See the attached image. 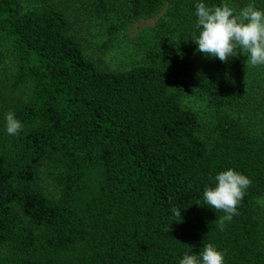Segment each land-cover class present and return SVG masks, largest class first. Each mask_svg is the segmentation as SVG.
<instances>
[{
    "label": "trees",
    "instance_id": "obj_1",
    "mask_svg": "<svg viewBox=\"0 0 264 264\" xmlns=\"http://www.w3.org/2000/svg\"><path fill=\"white\" fill-rule=\"evenodd\" d=\"M165 1L0 0V264H178L207 243L225 264H264V89L210 70L200 88L214 122L183 105L199 0H170L143 60L116 69L87 55L69 14L106 20V48ZM8 111L23 122L12 136ZM228 167L251 183L221 228L202 191Z\"/></svg>",
    "mask_w": 264,
    "mask_h": 264
},
{
    "label": "clouds",
    "instance_id": "obj_2",
    "mask_svg": "<svg viewBox=\"0 0 264 264\" xmlns=\"http://www.w3.org/2000/svg\"><path fill=\"white\" fill-rule=\"evenodd\" d=\"M195 25L198 34L190 36L198 51L210 58L226 61L243 53L246 63L253 66L264 65V8L249 3L234 10L228 3L210 5L205 0L195 4ZM3 130L10 136L23 129V122L13 111L3 117ZM214 183L206 185L202 198L206 205L222 210L220 227L237 213V205L243 199L251 183L249 176L228 167L218 171L213 177ZM199 203V202H197ZM174 216H181V208H173ZM225 251L213 243L204 244L198 251H185L178 264H225Z\"/></svg>",
    "mask_w": 264,
    "mask_h": 264
},
{
    "label": "rangeland",
    "instance_id": "obj_3",
    "mask_svg": "<svg viewBox=\"0 0 264 264\" xmlns=\"http://www.w3.org/2000/svg\"><path fill=\"white\" fill-rule=\"evenodd\" d=\"M38 1L23 0L25 6H31ZM229 1L237 11L250 3L248 0ZM169 4L170 0H166L156 13L133 21L127 29L118 30L106 48L102 47L109 38L106 28L108 22L106 20L93 19L81 14L76 7H73L69 14L72 22H76L78 25L76 36L81 41L87 55L100 66L116 69L125 68L143 60L144 49L140 42L148 39L156 23L165 15ZM255 6L264 8L261 5ZM66 9L69 10V7ZM184 49L186 52V74L182 103L185 107L192 108L199 114L205 128H208L214 122L219 110L200 88L202 74L210 70L224 69L234 76H241L249 84L260 85L264 89L263 72L254 70V67L246 63V59L239 53L223 62L218 58L207 57L198 51H194L196 44L190 36L187 37L184 43ZM262 118L264 119V113H262ZM260 125L262 126L261 121ZM257 204L260 214L264 218V195L257 198Z\"/></svg>",
    "mask_w": 264,
    "mask_h": 264
}]
</instances>
